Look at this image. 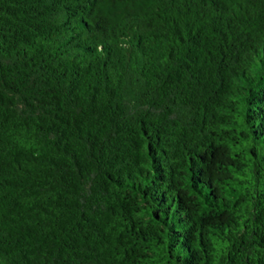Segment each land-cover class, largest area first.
<instances>
[{
	"label": "trees",
	"instance_id": "1",
	"mask_svg": "<svg viewBox=\"0 0 264 264\" xmlns=\"http://www.w3.org/2000/svg\"><path fill=\"white\" fill-rule=\"evenodd\" d=\"M0 264H264V0H0Z\"/></svg>",
	"mask_w": 264,
	"mask_h": 264
}]
</instances>
